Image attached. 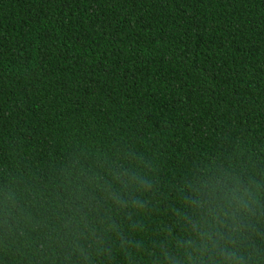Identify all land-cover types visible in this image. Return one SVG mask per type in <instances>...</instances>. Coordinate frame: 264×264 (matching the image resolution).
Returning <instances> with one entry per match:
<instances>
[{
    "label": "trees",
    "instance_id": "obj_1",
    "mask_svg": "<svg viewBox=\"0 0 264 264\" xmlns=\"http://www.w3.org/2000/svg\"><path fill=\"white\" fill-rule=\"evenodd\" d=\"M0 264H264V0H0Z\"/></svg>",
    "mask_w": 264,
    "mask_h": 264
},
{
    "label": "clouds",
    "instance_id": "obj_2",
    "mask_svg": "<svg viewBox=\"0 0 264 264\" xmlns=\"http://www.w3.org/2000/svg\"><path fill=\"white\" fill-rule=\"evenodd\" d=\"M246 195V193H239V194H232L231 195V202H234L236 204H243L244 202V196ZM224 217L227 218L228 216V212L225 211L223 213ZM230 259H235V255L234 254H230V256L228 257Z\"/></svg>",
    "mask_w": 264,
    "mask_h": 264
}]
</instances>
